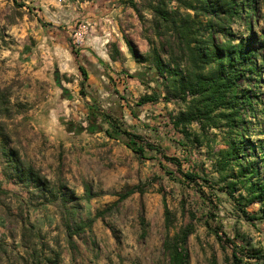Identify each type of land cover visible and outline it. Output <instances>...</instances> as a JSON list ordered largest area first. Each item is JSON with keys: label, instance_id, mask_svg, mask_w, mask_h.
Listing matches in <instances>:
<instances>
[{"label": "rangeland", "instance_id": "rangeland-1", "mask_svg": "<svg viewBox=\"0 0 264 264\" xmlns=\"http://www.w3.org/2000/svg\"><path fill=\"white\" fill-rule=\"evenodd\" d=\"M211 1L0 0V264H169L165 242L183 231L189 264H235L234 253L262 264L250 254L264 252V206L244 180L264 186V0H217V13ZM247 38L257 55L237 82L236 127L227 109L187 124L196 98L180 83L200 68L190 49ZM95 109L121 113L129 132L209 180H196L205 195L155 151H132ZM234 143L239 158L227 163ZM13 159L41 185L21 179ZM228 184L259 219L243 215Z\"/></svg>", "mask_w": 264, "mask_h": 264}, {"label": "trees", "instance_id": "trees-1", "mask_svg": "<svg viewBox=\"0 0 264 264\" xmlns=\"http://www.w3.org/2000/svg\"><path fill=\"white\" fill-rule=\"evenodd\" d=\"M209 7H212V11L215 13L218 12L221 8V4L217 1H211ZM226 8V13H229L230 16L233 14L239 13V7L237 3L231 2L230 4H226L224 6ZM247 11H250L253 9L252 3H248ZM195 9V8H193ZM222 9V8H221ZM160 19L165 22H169V15L164 11H159ZM216 16H219V14H216ZM209 28L210 25H207ZM251 26H249L250 28ZM212 33L213 30H210ZM69 46L71 49V53L73 54L75 60L77 61V57L74 51V48L71 44V40L69 38ZM251 39L247 38L246 42L241 41L237 45H231L227 47H219L217 45L211 44L204 50H199L198 53H194V50H191L193 59H195L196 63L200 65L199 70L195 74V76L192 79H188L184 82H181V91L184 95L192 96L193 98H196L192 103L193 105L190 107L188 112L186 114H182L183 120L186 121L187 124L193 123V122H200L204 118H209L211 116V113H213L216 110L219 109H227L229 110V123L232 125V127H236L235 119L238 117L239 110H237V107H241V104L243 102L239 101L238 96V80L245 75V67H249V65H252V59L257 55V50L254 47H251L250 45ZM127 46L133 56L136 57L137 52L133 48V46L127 42ZM203 64V66L201 65ZM207 64H215L216 68L213 72L210 74L201 72V69L205 68V65ZM156 66L158 73L161 76H164L165 73V65L163 64V61L159 56H156ZM78 69L83 75L84 79L87 77V72L80 63H78ZM250 71L254 69V66L249 67ZM263 71V70H262ZM3 99V100H2ZM159 99V95L157 93L153 94H146L142 96L138 102V105H144L151 102H156ZM5 97L0 94V108L1 105L4 104ZM98 113H100L101 117L105 122L110 124L112 127L116 129V131L123 135L127 141L129 148L140 155L141 157H144L146 155V149L155 151L158 153L163 160H166L172 164H174L178 171L181 173L183 180L187 182L188 184L193 183V185H197V191L200 193L201 196H204V191L202 190V187L199 186V184L196 183L197 179H202L203 182L210 184L211 182L207 179H203L198 174L193 172H185L182 169L181 161L178 158L175 157H169L164 154L162 149L159 146H156L140 135V134H134L129 132L123 122V116L121 113L118 112H111V111H102L100 109H95ZM182 122L179 120V122L176 123V125H180ZM241 147L240 146H232L230 150L225 154L223 157L224 161H227V163L230 162L233 158L238 159L239 153H240ZM12 163L14 165L15 171H21L22 173L21 179L28 178L29 181H35L37 185H41V180L39 178H35L33 175L32 170H27V172L21 169V162L19 159H13ZM21 169V170H19ZM251 174L254 173V170H250ZM246 177V175L244 176ZM244 183L248 185V188L252 192L251 201L248 200V202H255L258 201L264 206V193L261 191L263 190L264 186H261L260 184L254 183L251 178H248L244 180ZM226 192V194L233 200L235 205L238 207V209L245 215V217L248 220H257L259 219L255 215H250L245 210V205H243L242 201L237 199L234 195L235 193V187L232 186V184H228L223 190ZM258 193V194H257ZM247 202V203H248ZM166 213L168 214V210L166 209ZM264 216V215H263ZM207 224H209V221L207 220ZM216 236L219 240L223 241V237L218 235V232L216 231ZM224 234V233H223ZM189 232L183 231L181 234L175 236L172 240H168L165 242V248L169 255V264H189V251L187 248V239H188ZM226 236V234H224ZM229 242L235 246L234 238H227ZM250 257L254 259L255 261H259L262 264H264V252H253L250 254ZM233 262L235 264H244L242 262V259L238 258L236 253L233 254Z\"/></svg>", "mask_w": 264, "mask_h": 264}]
</instances>
